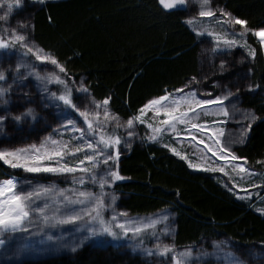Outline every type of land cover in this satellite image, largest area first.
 Here are the masks:
<instances>
[{"label": "trees", "instance_id": "obj_1", "mask_svg": "<svg viewBox=\"0 0 264 264\" xmlns=\"http://www.w3.org/2000/svg\"><path fill=\"white\" fill-rule=\"evenodd\" d=\"M215 1L246 20L248 29L264 28V0ZM25 9L36 46L66 68L69 83L83 81L93 99L108 98L109 111L120 118H130L152 98L186 85L203 71L206 59L185 23L187 8L165 11L156 0H47ZM247 41L256 50L255 58L245 64L255 92L243 94L242 100L259 119L236 153L248 165L261 168L264 100L259 93L264 92V56L254 37ZM118 163L120 174L127 178L115 184L126 194L120 200L122 209L130 216H142L170 207L176 246L220 238L243 246L264 243L263 216L209 175L189 170L166 149L134 144ZM12 174L20 172L0 162V179ZM127 260L111 249L103 252L86 246L73 255L16 264H128Z\"/></svg>", "mask_w": 264, "mask_h": 264}, {"label": "snow or ice", "instance_id": "obj_2", "mask_svg": "<svg viewBox=\"0 0 264 264\" xmlns=\"http://www.w3.org/2000/svg\"><path fill=\"white\" fill-rule=\"evenodd\" d=\"M33 2L43 5L47 0H33ZM185 2L186 0H159L164 10L178 9L184 6ZM198 3L199 17L216 21L218 26L225 29L224 37L228 35L243 37L246 33L252 32L255 37L259 38L261 46H264V28L248 29L246 20L234 17L224 9L218 10L220 19H217V10L211 8L210 0H198ZM22 4L23 0H9L8 11L22 7ZM5 19L6 17H0V21ZM187 23L192 25L198 37L206 34L216 37L215 47L212 49L214 53L229 51L238 44L236 39L222 38L207 28L197 31L195 19H190ZM235 25L242 29L238 34L232 31ZM23 27L27 29L28 26ZM244 47H247L246 43ZM5 54H16L18 59L12 84L7 88L0 86V105L9 103L6 97L10 95L14 84H23L24 80L34 78L42 99L47 101L44 107L55 106L57 110L55 118L59 123L53 133L39 144L0 149V162L8 168L22 170L28 174H51L71 179L70 186L66 188H60L56 184L43 185L32 181H27L22 185L19 178L15 176L0 180V255L3 254L6 245L18 243L13 255L20 256L26 249L32 247L34 238L39 236L41 237L40 244L69 248L73 252L83 247L85 242L105 248L119 246L128 241L131 242L133 251L140 250L145 256L155 255L164 259L170 257L172 264H193L194 260H216L217 264L221 262L239 264V257L230 251L222 252L220 245L216 242H213V252L202 251L197 255H193L195 246L180 250L174 243L163 244V238L173 236L175 233V229L169 225L170 217L166 212L161 211L145 217H130L124 212L117 213L114 209L117 196L114 192L108 191L117 181L127 179L120 174L118 163L121 154L119 146L126 143L125 138L119 134L121 128L127 131L128 139L133 138L136 123L146 124L145 115L148 111H152L155 116L162 113L166 119L160 121L159 126H154L152 123L146 124L149 130L147 135L149 141H158L166 131H177L178 124L184 125L185 131L189 134L198 132L202 136L207 135L217 125L215 123L200 124L194 121L199 120L201 114L204 116L213 114L210 111L213 106L227 118L229 112L224 107V103L236 97L239 89L236 92L227 90L224 95L217 96L215 99L198 98L195 90L186 92L185 89H176L174 94H166L149 100L138 110L137 115L121 124L119 117L110 113L108 98L102 102L89 100L88 104L81 108L80 105L84 103L82 97L89 95L88 88L83 81L77 87H74V82L69 83L66 68L55 56L45 53L43 49L34 45L27 32L17 34L16 31H12L7 40L3 38V32H0V59ZM248 55L255 58L256 50L250 49ZM32 57L35 59L33 60ZM36 62L50 63L54 69H58V72L41 74L35 70ZM220 69L221 71L225 69L224 61L221 62ZM6 79V73L0 71V82ZM192 82H197L195 77L192 78ZM50 86H56L58 91H52ZM248 90H253L251 85ZM74 93L81 95H74ZM25 95L28 94L25 93ZM185 107L186 110H182ZM101 111L103 121L100 120ZM74 113L82 118L83 125L86 127H82L78 119L73 118ZM242 115L240 136L236 141L240 144L246 142L253 124L259 119L250 110H242ZM28 117H31L33 121L37 118L32 108H27L11 118L19 124ZM7 119L8 116L0 115V131H3ZM65 135L69 136V139H64ZM192 139L195 140L196 137L193 136ZM209 139L211 140L210 145L205 144L203 139L199 143L203 144L212 156H218L219 159L234 164L242 180L256 175L245 166L246 160L237 157L228 144H223L219 138L213 139L209 136ZM73 145L76 146L73 147ZM163 147L168 148L181 160H188V157L182 155L175 147L168 144ZM80 156H83V159H80ZM188 167L201 169V165L193 164L191 160H188ZM201 170L213 173L225 171L222 167L210 166H204ZM88 185H92L96 190H90ZM229 191L231 192L232 188H229ZM233 195L242 201L249 199V196L237 195L235 192ZM109 210L113 211L112 216L106 215ZM256 210L264 215V208ZM52 229L86 232V235L82 234L76 240L71 236L65 238L63 231L60 235H55ZM149 239L158 241L154 248L144 247L145 241ZM260 246L264 247V244Z\"/></svg>", "mask_w": 264, "mask_h": 264}, {"label": "rangeland", "instance_id": "obj_3", "mask_svg": "<svg viewBox=\"0 0 264 264\" xmlns=\"http://www.w3.org/2000/svg\"><path fill=\"white\" fill-rule=\"evenodd\" d=\"M8 3L9 0H0V17H6L5 20L0 21V32H3V38L8 39L9 33L12 31H16L17 34H23L27 32L29 34L30 41L36 45L31 37V25H30V15L28 11H26V6L31 5H39V3H34L33 0H23L22 7L14 8L11 12L8 11ZM210 6L212 9L217 10V19H220L219 9L221 8L217 5L215 0H210ZM186 25L193 31L192 25L187 23L190 19H195L197 23V31L207 28L209 31L216 32L222 38L227 39H236L238 44L233 46V48L229 51L214 53L212 49L215 47L214 40L215 36L203 35L197 36L200 44V49L204 54L205 61L202 63L203 71L196 78L197 82H192V79L184 86L178 89H185V91L195 90L198 93V98H211L215 99L217 96H222L226 93L227 90H231L232 92H236L239 89V93L236 97L231 98L224 103V107L228 110L229 116L225 118L223 113L219 111L216 107H211L210 111L213 113L208 116H204L201 114L199 120L194 122L200 124H213L215 123L217 126L214 127L207 135H201L198 132H192L189 134L185 131L184 125H177V131H166L162 134V138L158 141L153 142L147 139L148 129L146 124L152 123L154 126H159V122L166 119L161 113L159 116H155L152 111H148L145 115L146 124L141 125L138 122L136 123L133 131L135 135L133 138L128 139V133L123 128L120 129L119 134L125 138L126 143H122L119 146L120 157L126 154L134 144H140L141 146L144 144H155L161 148H164L173 155L174 157L180 159L175 156L168 148L163 147V145L168 144L171 147H175L177 151L181 152L182 155L188 157V160H191L193 164L201 165V169L204 166L224 168V172H205L201 169L188 167V160H182L189 170L193 172H200L206 175H209L214 181L217 182L221 188L226 190L227 192L233 195L235 192L237 195H246L249 196L248 200H239L236 198V195H233L234 198L247 204L251 207L256 213L260 214L256 209L264 208V164L261 168H254L251 165H248L246 162L245 166L251 171L256 173V175L250 179L242 180L238 173V169L235 168V165L232 163H228L225 160H221L217 157L212 156L211 152H208L203 144H200L199 141L201 139L204 140L205 144H211V140L209 136L213 139L219 138L223 144H228L232 150V152L240 157L236 153V148L241 146L242 144L236 142L239 139L240 131H241V121L243 119L242 110H250L243 106V94L245 93H253L255 89L249 91L248 88L250 86L249 82V70L246 69V65L248 60H251V56L248 55L249 50L252 49L251 45L247 41L248 36L254 37L256 42L259 43V38L255 37L252 32L246 33L245 36H232L228 35L224 37L225 29L221 28L216 24V21L211 18H200L198 13L200 11L198 0H186ZM185 8V9H186ZM225 10V9H224ZM226 11V10H225ZM27 25V29L23 26ZM260 29V28H258ZM256 29V30H258ZM232 31L235 33H240L242 31L241 27L235 25L232 27ZM245 43L247 47H244ZM260 44V43H259ZM261 46V44H260ZM263 56H264V46H261ZM18 56L16 54L8 55L5 54L2 59H0V71H4L7 75V79L3 82H0V86L7 88L10 84H12L14 71L16 68ZM224 61L225 69L221 71L220 65L221 62ZM37 67L36 71L44 74L45 72H53L58 69H54L50 63H41L36 62ZM237 69L235 74H230L231 69ZM80 82H75L74 87L79 86ZM187 86V87H186ZM52 91H58L56 86H50ZM25 93L28 95L26 96ZM174 91L167 92L166 94H174ZM211 94L208 96L207 94ZM164 94V95H166ZM74 95H81L76 94ZM162 95V96H164ZM259 95L264 100V92L259 93ZM84 103L81 104V108L84 105L88 104L89 100L93 99L90 94L87 97H82ZM158 98V97H155ZM152 98V99H155ZM9 100L7 105H0V115L8 116V119L5 121L3 126V131H0V149L8 148H20L26 147L30 144H39L45 137L49 136L53 133V130L57 127L59 121L55 118L56 108L55 106H51L48 108L44 107V104L47 103L46 100L42 99V95L37 88V81L34 78H28L24 80L23 84H14L11 89V93L6 97ZM151 99V100H152ZM96 102H102L97 101ZM147 103V102H146ZM235 105V107H233ZM27 108H32L34 112L37 114V118L35 121L31 119V117L25 118L22 122L17 124L14 120H12V116L19 115L21 112L25 111ZM182 110H186L182 108ZM254 112V111H253ZM110 113L113 114L111 111ZM255 113V112H254ZM10 114V115H9ZM138 112L135 114L137 115ZM135 115L131 116L134 117ZM256 115V114H255ZM116 116V115H115ZM130 117V118H131ZM73 118H77L79 124L82 127H86L83 125L82 118L78 117V114L74 113ZM129 119V118H128ZM128 119H123L119 117V121L121 124L126 123ZM100 120L103 121V112L101 111ZM226 121V122H225ZM223 122V123H222ZM114 126V125H112ZM244 126L247 124L245 122ZM195 136L196 139L193 140L192 137ZM58 138V137H54ZM64 139H69V136L65 135ZM130 145V146H129ZM76 145H73L75 147ZM215 150V149H214ZM83 159V156L79 157ZM242 158V157H240ZM181 160V159H180ZM239 162V161H238ZM11 169V168H10ZM19 171L20 175L12 174L11 176H15L19 178L21 184H25L27 181H32L33 183H39L43 185L56 184L60 188H66L70 186V177L65 178L64 176H54L51 174H28L24 173L22 170H13ZM226 173V174H225ZM9 177H4L0 180L7 179ZM122 182V181H117ZM115 183V184H116ZM115 184L108 191L114 192L117 196V200L114 204L115 212H124L126 213L121 205L120 200L125 198L126 194L122 193L120 188L116 189ZM90 190L95 191L96 189L92 185H88ZM229 188H232V191H229ZM25 191L27 188L25 187ZM164 211L170 217L169 225L175 229V221H174V212L170 209V207H166L160 211L154 212L148 215H142L139 217L152 216L158 212ZM107 216H112L113 211L109 210L106 213ZM261 215V214H260ZM130 216V215H129ZM264 217V215H261ZM137 217V216H130ZM162 227V226H161ZM53 234L60 235L61 231H63V235L65 238L71 236L72 239L78 240L80 236L86 235L84 233L72 232L71 230H58L52 229ZM174 236V235H173ZM173 236L163 238V244H173ZM7 239V237H6ZM41 237L37 236L34 238V243L32 247L26 249L22 255L14 256L18 243H13L11 245H6L3 250V254L0 255V264H16L21 261L29 260V261H39L46 258H57L61 256L73 255L78 252L83 247L89 246L92 249L99 251H107L108 249L113 250L115 253L120 255H126L128 260V264H172L170 257L168 259H164L158 256H145L140 250L133 251L131 242L125 241L119 246H108L105 248L97 247L89 242H85L84 246L79 248L77 251L73 252L69 248H57L55 245L49 244H40L39 240ZM157 240L151 239L148 243H144L145 248H154L157 244ZM213 242H216L220 245V250L222 252H233L237 257H239V264H264V247H261V244H252L248 246H243L240 244H236L227 238H220L218 240H206L202 239L200 242L196 244H189L185 246H176L177 249L183 250L189 246H195V250L193 255H197L202 251L213 252ZM224 242V243H220ZM138 259V262L135 260ZM193 264H217L216 260H194ZM223 264V262H221Z\"/></svg>", "mask_w": 264, "mask_h": 264}, {"label": "water", "instance_id": "obj_4", "mask_svg": "<svg viewBox=\"0 0 264 264\" xmlns=\"http://www.w3.org/2000/svg\"><path fill=\"white\" fill-rule=\"evenodd\" d=\"M157 3L159 4V0H156ZM159 6L163 9L162 5L159 4ZM186 8V2L184 6L179 7L178 9H172V10H165V11H179V10H184Z\"/></svg>", "mask_w": 264, "mask_h": 264}]
</instances>
